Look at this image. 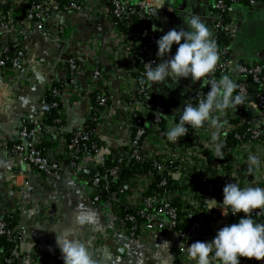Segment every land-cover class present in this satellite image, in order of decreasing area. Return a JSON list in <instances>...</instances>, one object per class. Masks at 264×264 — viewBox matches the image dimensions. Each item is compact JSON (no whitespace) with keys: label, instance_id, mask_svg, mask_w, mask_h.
Wrapping results in <instances>:
<instances>
[{"label":"built area","instance_id":"1","mask_svg":"<svg viewBox=\"0 0 264 264\" xmlns=\"http://www.w3.org/2000/svg\"><path fill=\"white\" fill-rule=\"evenodd\" d=\"M1 1L9 8L0 10V76L6 77L18 71L41 74L51 86L48 96L55 99L53 102H48L46 97L41 100L38 117L23 126L19 141L10 147L4 145L9 154L38 173L61 172L66 166L76 177L81 176L84 165L94 161L92 187L106 193L105 198L95 196L94 201L104 203L112 210L116 231L137 240H144L154 232H174L181 241L180 251L187 257V248L192 243L210 242L221 228L239 222L241 216L231 215L230 210H225L229 214L224 216L220 209L225 185L237 182L242 188H264V125L251 123L247 113L249 103L254 98L258 110L264 115V60L258 65H250L238 62L231 55V45L239 29V22L234 16L235 7L243 4L244 0H216L212 13L215 22L213 38L220 60L209 79L218 81L227 75L238 85L233 95L244 96V105L228 110L219 117V123L225 126L218 136V142L223 144V159L216 156L212 144L211 137L216 131L214 128L193 129L189 126L188 134L180 137L176 143L169 142L166 137L169 128L179 122L183 107L188 104L197 106L206 97L210 84L188 93L182 103L168 107L167 110L155 95L153 87H138L135 75L145 76V64L151 63L155 67L161 62L157 55V41L160 39L158 34H164L156 26L151 31L127 35L121 31L120 24L133 20L134 16L150 21L155 11L148 0ZM255 4L256 0H250V5ZM97 5L111 21L116 41H126L128 49L123 47L112 53L107 46L94 41L85 47V51L81 48L77 53L68 54L65 61L47 66L41 58L33 57L18 43L20 33L42 34L46 19L53 12L61 16L63 11L92 13ZM23 8L24 15L18 17V11ZM65 29L62 27L57 30L58 37L55 40L63 42L67 49L71 41L63 37ZM221 32L225 33L228 45H220ZM95 45L102 53L109 50L117 60L121 57L127 60L124 65L127 79L120 91L112 88V73L99 67L98 55H93ZM136 49L141 53L142 68L139 66ZM127 50L129 52L124 56ZM87 72H90L91 78L86 93L88 97L85 99L89 98L94 128H85L75 133L68 141L63 158L57 159L39 146V130L43 127L46 129L53 111L59 110V99L70 88L72 79L79 74L86 75ZM68 75L71 84L64 78ZM115 100L120 101L118 108L121 120L118 128L128 129L131 135L130 141L125 143V149H121L113 157L112 165L106 168L104 164L95 162L100 154L95 124L102 127L107 115L111 116V106ZM236 119H240V122L234 123ZM62 121L58 115L55 127L60 136L66 137ZM249 155L257 156L261 161L260 169L253 173L248 172ZM140 164L150 165L149 176L140 173L142 170L147 171L142 166L138 167ZM122 169H128L131 174L128 185L130 183L133 188L129 193L125 192L122 184L116 190L112 187L119 182ZM211 199L219 203L208 201ZM252 218L264 223V211L254 210ZM8 227V223L0 218V239L6 238L14 243V252L17 253L23 230H10ZM14 263L13 260L5 259L4 250L0 247V264ZM241 264L262 262L241 258Z\"/></svg>","mask_w":264,"mask_h":264},{"label":"crops","instance_id":"2","mask_svg":"<svg viewBox=\"0 0 264 264\" xmlns=\"http://www.w3.org/2000/svg\"><path fill=\"white\" fill-rule=\"evenodd\" d=\"M148 1L155 11L150 20L152 28L160 27L163 34L173 28L186 30L183 18L197 14L207 24L213 37L215 22L212 13L216 0H177L174 5L169 0ZM7 8L9 7L0 0V10ZM94 9L92 13L63 11L62 16L53 12L47 17L42 34L20 33L18 43L33 57L41 58L47 66L65 61L68 54L77 53L81 48L85 51V47L94 41L107 46L112 53L123 47L128 49L126 41H116L112 23L106 13L99 5ZM234 16L239 22V29L231 45L232 57L241 63L260 64L264 60V0H256L255 5H237ZM62 27H66L63 37L71 41L67 49L63 42L55 40L58 37L57 30ZM177 47L173 46L171 56L175 55ZM109 50L102 53L95 45L93 55H98L100 68L112 73V88L120 91L127 79L124 67L127 60L122 57L117 60ZM128 52L127 50L124 56ZM1 55L0 49V57ZM64 78L71 84L69 75ZM90 78V72L77 75L72 79L70 88L59 99L61 106L57 114L63 119L62 127L66 137L59 135L54 121H49L46 129L43 127L39 130L38 144L52 157L62 159L68 141L74 134L93 125L89 98L85 99ZM206 85L202 81L182 79L172 84V88L162 84H154L152 87L163 105L171 107L182 103L188 93ZM50 87L48 83L44 90L35 75L24 71L13 72L6 77L0 76V215H15L19 228L23 230L19 251L16 253L18 264L63 262L56 245V233L63 234L68 230L75 231L76 238L91 250L96 264H195L180 251L181 241L174 232H154L144 240H137L116 231L112 210L104 203H95V196L91 191L93 178L85 175L95 171V167H90L94 161L84 165L81 176L76 177L66 166L61 172L38 173L9 154L4 145L10 147L19 141L23 126L38 117L41 100L50 94ZM118 100L112 104L111 116L107 115L102 127L95 124L100 145V154L95 162L105 166L112 163L113 157L121 149H125V143L130 141L129 130L118 128L121 120ZM247 113L251 123L264 125V115L258 110L254 98L249 103ZM224 127L221 125L220 130H224ZM125 172L128 176L123 185L128 187L125 192L129 193L133 188L130 183L128 185L131 174L128 169H124L122 178ZM140 173L149 176L151 170H142ZM81 205L95 212L96 223L84 227L75 223L76 210Z\"/></svg>","mask_w":264,"mask_h":264},{"label":"clouds","instance_id":"3","mask_svg":"<svg viewBox=\"0 0 264 264\" xmlns=\"http://www.w3.org/2000/svg\"><path fill=\"white\" fill-rule=\"evenodd\" d=\"M183 23L186 30L173 28L157 41V55L161 62L155 67L151 63L145 64L146 79L141 80V83H146L151 88L154 84L172 88V84L182 79L210 84L206 97L197 106L188 104L183 107L179 122L169 128L166 137L169 142L176 143L180 137L188 134L189 126L193 129L214 128L216 131L211 137L212 144L216 156L223 159V144L218 142L221 128L219 117L228 110L244 105V96L233 95L238 85L227 75L218 81L209 79L214 74L220 57L207 24L197 14L186 15ZM174 45L178 47L175 55L171 56ZM170 56L171 58L165 59ZM260 167L259 158L249 155L248 172L258 171ZM208 201L219 203L215 199ZM219 204L224 216L229 214L225 210H230L233 216H241L239 222L221 228L210 242L192 243L187 248L188 257L195 264H241V258L264 264V223L252 218L254 210L264 211V188H242L237 182L228 183L223 188V201ZM96 221L95 212L83 205L76 210L75 223L78 226L84 227ZM56 245L64 264H96L93 254L76 238L73 230L63 234L56 233Z\"/></svg>","mask_w":264,"mask_h":264},{"label":"trees","instance_id":"4","mask_svg":"<svg viewBox=\"0 0 264 264\" xmlns=\"http://www.w3.org/2000/svg\"><path fill=\"white\" fill-rule=\"evenodd\" d=\"M105 1H107V0H105ZM244 3L250 4V0H244ZM213 11H214V8H213ZM120 29H121L122 32L126 33L127 35H132L134 33H139V32L144 31V30L151 31L152 27H151V22L150 21L143 20L140 17L134 16L133 20L128 21V22H126L124 24H120ZM158 36H159V38H161V35L158 34ZM219 42H220V45H222V46L228 45V41L226 39V36H225L224 32H221L220 41ZM135 53L137 54V56L139 58V66L142 68L143 65L140 62V60L142 58L140 50L136 49ZM135 78L137 79V84H138V87L140 89L141 88L143 89V88L147 87L148 84H146V83L142 84L141 83V80L146 79V76L135 75ZM209 87L210 86H208L207 89ZM46 98H47L48 102H53L55 100V99L50 98L49 96H46ZM191 101L194 102V100H191ZM164 107H165L164 108L165 110L168 109L167 106H164ZM57 113H58L57 110L53 111L52 116H51L52 118L49 120L50 123H51V121L55 122V120L58 119V114ZM239 122H240V119L234 120V123H239ZM54 125H56V124H54ZM90 128L91 129L94 128V124L91 125L89 127V129ZM148 130L150 132L151 129L148 128ZM231 135H233V134H231ZM111 165H112V163L109 162L107 166H111ZM107 166H106V168H107ZM139 166H142L145 169H149L150 168V165H145V164L144 165L140 164ZM127 176H128V173L125 172L123 178H121L117 184H113V186H112L113 189L116 190V187L118 185H120V184L123 185V181H124V179ZM102 198H105V197H102ZM0 218L8 223V226H9L8 229L15 230V229L19 228L18 220H17L18 218L15 215H13V214H11V215L10 214L0 215ZM14 246H15V244L10 242L8 239H6V238H1L0 239V247L4 250L5 259L6 260H13L15 262L14 264H18V259H17L18 256H16V253L14 252ZM57 264H64V263L62 261H59Z\"/></svg>","mask_w":264,"mask_h":264},{"label":"water","instance_id":"5","mask_svg":"<svg viewBox=\"0 0 264 264\" xmlns=\"http://www.w3.org/2000/svg\"><path fill=\"white\" fill-rule=\"evenodd\" d=\"M177 0H169L170 4L171 5H174L176 3ZM19 14L17 15L18 17H21L24 15L23 12H25V8H23L21 11H18ZM35 77L38 79L40 85L42 86V88L45 90L46 89V86L48 84V81L47 79L45 78V76L41 75V74H38V73H35ZM90 167L93 169L95 167V163H91L90 164ZM123 172H124V169H122L121 173H120V179L122 178V175H123ZM94 174H95V171H93V173H86V177H94ZM126 191H128V187L125 188ZM92 193L94 196H102V197H105L106 196V193L104 192H101L99 190H95L94 188H92ZM116 197V195H114Z\"/></svg>","mask_w":264,"mask_h":264}]
</instances>
